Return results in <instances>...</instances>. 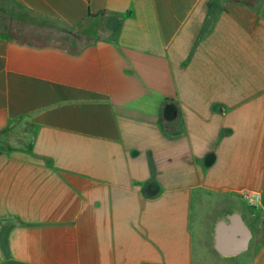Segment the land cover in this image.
<instances>
[{
	"label": "crops",
	"instance_id": "obj_1",
	"mask_svg": "<svg viewBox=\"0 0 264 264\" xmlns=\"http://www.w3.org/2000/svg\"><path fill=\"white\" fill-rule=\"evenodd\" d=\"M0 264H264V0H0Z\"/></svg>",
	"mask_w": 264,
	"mask_h": 264
},
{
	"label": "built area",
	"instance_id": "obj_2",
	"mask_svg": "<svg viewBox=\"0 0 264 264\" xmlns=\"http://www.w3.org/2000/svg\"><path fill=\"white\" fill-rule=\"evenodd\" d=\"M238 196L245 201L247 206L252 208L257 207L262 201L261 193L252 192L246 189L239 191Z\"/></svg>",
	"mask_w": 264,
	"mask_h": 264
}]
</instances>
